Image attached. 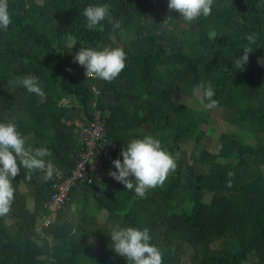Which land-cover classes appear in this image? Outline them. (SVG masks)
Segmentation results:
<instances>
[{"label":"trees","instance_id":"trees-1","mask_svg":"<svg viewBox=\"0 0 264 264\" xmlns=\"http://www.w3.org/2000/svg\"><path fill=\"white\" fill-rule=\"evenodd\" d=\"M168 3L9 0L12 23L0 29V122L15 124L26 147L47 148L55 171L45 182L21 167L13 179L11 211L0 216V264H129L111 247L117 225L147 228L163 264H264V0H214L211 15L192 22ZM100 4L119 28L105 20L88 29L83 10ZM248 34L257 36L254 51L235 69ZM105 47L123 48L126 67L111 82L87 78L76 52ZM28 75L38 78L45 102L16 83ZM202 82L232 127L220 134L218 152L200 143L211 116L207 98L193 97ZM100 118L107 137L94 181L78 180L56 219L39 228L55 184L78 163V130ZM145 136L159 139L177 167L141 198L109 173L127 143ZM189 141L190 156L182 147Z\"/></svg>","mask_w":264,"mask_h":264},{"label":"clouds","instance_id":"clouds-1","mask_svg":"<svg viewBox=\"0 0 264 264\" xmlns=\"http://www.w3.org/2000/svg\"><path fill=\"white\" fill-rule=\"evenodd\" d=\"M213 4L214 0H169L168 8L170 12H178L185 21L192 22L201 16L211 15ZM82 15L87 19L89 30H97L105 20L113 29L120 27V21L110 15L108 4L89 5L83 10ZM170 19L171 17L164 23ZM11 23L9 0H0V29L6 31ZM99 30L102 31L103 28L100 27ZM246 39L248 45L243 48V55L233 61L235 69L243 70L249 61V54L254 51L250 45L256 43L257 36L248 34ZM125 58L124 49L119 47H105L102 50L80 48L74 56V62L85 68L87 78H100L111 82L126 67ZM16 83L24 86L29 93L38 96L41 103L45 102L46 93L36 76H25ZM201 91L209 101L206 107L208 109L216 107L218 102L213 98L215 92L212 85L209 83L206 86L203 82L200 83L194 92L198 94ZM50 155L51 152L47 148L26 147L25 140L15 124L0 122V216H5L11 211L15 199L13 179L20 173L21 167L28 170L26 177L28 179H31V174L37 171L43 173L41 178L45 182L53 178L54 165L51 161L45 160V157ZM121 155L123 159L118 158L113 161L116 170L111 171L109 175L124 184L127 190L134 189L136 195L141 198H146L149 189L163 186L177 167L176 159L162 147L159 139L152 136L131 140L121 150ZM228 175L232 176L233 173L229 172ZM227 186L231 187L230 181ZM49 217H52L51 222L45 225ZM56 217L57 212L54 216L51 212L41 220L39 228L51 225ZM110 235L113 242L111 247L120 256L126 257L129 264H163V254L158 247L150 243L151 236L147 228L141 230L135 227L121 228L117 225Z\"/></svg>","mask_w":264,"mask_h":264},{"label":"built area","instance_id":"built-area-1","mask_svg":"<svg viewBox=\"0 0 264 264\" xmlns=\"http://www.w3.org/2000/svg\"><path fill=\"white\" fill-rule=\"evenodd\" d=\"M104 127V121L100 118L99 121L94 120L78 130V138L84 147L72 174L67 176L64 181L55 184L57 189L48 203L52 216L70 198V193L78 180H84L87 183L94 181L93 170L97 171L99 169V160L94 159V157L96 153L100 154L103 151L106 144L107 136ZM89 167L92 169L91 172H88ZM51 219L52 217H49L45 221V225L50 224Z\"/></svg>","mask_w":264,"mask_h":264},{"label":"rangeland","instance_id":"rangeland-1","mask_svg":"<svg viewBox=\"0 0 264 264\" xmlns=\"http://www.w3.org/2000/svg\"><path fill=\"white\" fill-rule=\"evenodd\" d=\"M203 93L202 91L199 92L198 94L195 93L193 97H197V99L200 100L202 98ZM177 98L181 100V96L177 95ZM194 98L188 99V103H192ZM206 104H204V107ZM206 110L210 111L211 116H210V121L209 123H204V131L205 134L202 136L200 139L201 145H205V147L208 150H211L213 152H218L219 148L221 147V142L219 139L220 134L223 131L230 130L232 127L229 126V119L227 117V113L224 111V108L222 107H213L211 109H208L206 107ZM195 142L194 141H189L188 143L185 142L183 143V148L188 151V155H192V153L195 151ZM23 190H26V186H22ZM79 209V205H77V202H72L71 204V214H75ZM105 217H102L99 215L100 221H103ZM7 223H10V220H7ZM93 238H90V241H93Z\"/></svg>","mask_w":264,"mask_h":264},{"label":"bare ground","instance_id":"bare-ground-1","mask_svg":"<svg viewBox=\"0 0 264 264\" xmlns=\"http://www.w3.org/2000/svg\"><path fill=\"white\" fill-rule=\"evenodd\" d=\"M57 181V180H56ZM50 210V209H49ZM43 228V227H42Z\"/></svg>","mask_w":264,"mask_h":264}]
</instances>
